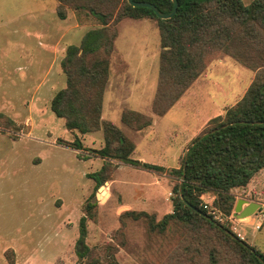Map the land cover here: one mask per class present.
Here are the masks:
<instances>
[{
	"label": "rangeland",
	"instance_id": "obj_1",
	"mask_svg": "<svg viewBox=\"0 0 264 264\" xmlns=\"http://www.w3.org/2000/svg\"><path fill=\"white\" fill-rule=\"evenodd\" d=\"M252 1L243 0L246 5ZM123 2L113 3L119 8ZM58 4L0 0V264H82L76 246L88 200L97 201L86 236L94 261H100L95 264H111L110 247L118 264H177L181 229L171 225L165 234L151 231L147 220L123 213L146 211L159 220L173 211L179 180L170 170L180 167L189 144L215 117L212 109L224 107L225 114L244 96L256 74L254 65L264 64V30L248 16L245 22L256 31L255 38L250 30L241 32L237 23L235 35L240 39L235 38V45L225 48L218 42L207 51L204 72L158 116L152 110L161 54L158 23L130 17L118 23L101 119L115 123L136 143L134 159L166 167L156 172L95 155L91 149L105 145L104 128L87 133L68 129L51 109L53 96L67 85L61 64L67 46L79 44L83 33L101 26L96 17L73 5L65 6L67 15L61 18ZM124 56L133 57V68L127 67ZM240 80L239 95L227 98ZM165 90L173 92L170 84ZM125 109L150 115L154 123L133 129L122 121ZM77 138L84 149L72 146ZM106 162L104 175L109 179L97 184L89 175ZM233 193L236 202L242 198L260 208L239 218L235 207L230 214L219 209L215 195L213 205L220 215L237 218L214 219L264 251V169Z\"/></svg>",
	"mask_w": 264,
	"mask_h": 264
},
{
	"label": "trees",
	"instance_id": "obj_2",
	"mask_svg": "<svg viewBox=\"0 0 264 264\" xmlns=\"http://www.w3.org/2000/svg\"><path fill=\"white\" fill-rule=\"evenodd\" d=\"M109 1L117 4L120 0H96L97 3L58 0L61 18H66L65 6L73 5L92 14L101 26L86 31L79 44L67 46L61 62L67 85L55 93L51 109L65 120L68 129L87 133L104 128L105 145L91 149L95 155L119 159L146 170L165 171L164 165L134 159L136 143L115 123L101 119L111 55L119 34L118 23L127 17L152 18L158 23L161 54L152 110L155 115L163 116L207 68L206 52H211L218 42L230 48L237 42L235 38L240 39L235 35L237 23L241 32L250 30L245 22L249 16L264 30V0H253L249 5L243 0H178L176 14L168 19L159 18L150 7L133 6L128 0H124L119 8L114 3L116 7H112ZM137 1H149L165 13L174 8L172 0ZM99 4L102 7L98 9L96 5ZM250 32L256 38V31ZM260 51L264 52V49ZM254 70L255 77L244 96L227 108L225 114L211 118L207 128L189 144L187 149L207 133L189 150L186 166L184 155L180 167L170 170L179 180L174 187L173 211L159 220L146 211L123 213L134 220H147L151 231L165 234L171 225L181 229L183 239L176 255L177 264H264V251L215 220L201 201L204 192H213L215 205L230 214L236 202L233 190L246 187L264 169V64L254 65ZM167 84L173 92H166ZM122 121L133 129L143 130L153 124L154 118L134 109H125ZM72 146L84 149L79 138ZM107 163L89 175L97 184L109 179L104 175ZM96 203V200L87 201L79 221L76 250L82 264L100 262L94 261L93 249L86 243L87 224L93 219ZM124 218L121 217L122 226L125 225ZM114 249L110 247L108 257L111 264H118ZM197 256L201 257L196 259Z\"/></svg>",
	"mask_w": 264,
	"mask_h": 264
},
{
	"label": "water",
	"instance_id": "obj_3",
	"mask_svg": "<svg viewBox=\"0 0 264 264\" xmlns=\"http://www.w3.org/2000/svg\"><path fill=\"white\" fill-rule=\"evenodd\" d=\"M128 1L131 5L136 6V7H150V8H152L155 11V13L157 14V16L159 18H162V19H168V18L173 17L176 14V12L178 10V6H179L178 0H172L173 4H174L173 10L169 13H165V12L161 11L155 4H153L149 1H137V0H128ZM213 131H215V130H213ZM213 131H210V132H213ZM206 134L207 133H204L200 137H198L191 144V146L187 149L186 154H185V166H186V160L188 157L189 150L191 149V147L193 145H195ZM183 180H184V174L182 176L181 182H183ZM244 204H247V205L245 207H243ZM259 208H260L259 203L253 202V201L248 202L246 199H242V198L238 199L236 202V205H235V211H236L237 216L239 218H243V217H246L248 215H251V214L255 213Z\"/></svg>",
	"mask_w": 264,
	"mask_h": 264
},
{
	"label": "built area",
	"instance_id": "obj_4",
	"mask_svg": "<svg viewBox=\"0 0 264 264\" xmlns=\"http://www.w3.org/2000/svg\"><path fill=\"white\" fill-rule=\"evenodd\" d=\"M215 199V194L213 192H204L201 195L202 205L207 208V211L213 216V218L224 222L227 221H234L237 217L234 214L231 215H220V211L213 205V201Z\"/></svg>",
	"mask_w": 264,
	"mask_h": 264
},
{
	"label": "crops",
	"instance_id": "obj_5",
	"mask_svg": "<svg viewBox=\"0 0 264 264\" xmlns=\"http://www.w3.org/2000/svg\"><path fill=\"white\" fill-rule=\"evenodd\" d=\"M84 34V33H83ZM83 36V35H82ZM124 58H125V62L126 63H128V65H127V67L129 66V68H133V66H132V62H133V60H132V56L131 57H126V56H124ZM250 78H253V76L251 75V77ZM249 78V79H250ZM252 80L250 79L249 80V83H248V85H247V88L249 87V85H250V82H251ZM242 88V83H241V80H240V82H239V86L238 87H235L234 89H233V94H232V92L230 93V94H228L227 93V98H228V96H231L233 99H235V96H237V95H239L238 93L240 92V89ZM226 94V93H225ZM224 97H226V96H224ZM233 104V103H232ZM224 109V107L223 108H218V110H217V108H214V109H212V111H213V114H212V116L211 117H213V116H217V115H220V114H222L223 113V110ZM210 110V109H209ZM208 113H209V111H208ZM207 116V115H206ZM210 117V118H211ZM153 123H154V121H153ZM187 138H189V135L187 134L186 136H185V138H184V141L183 142H181V146H180V148H179V151L181 152V149H182V146L185 144V141L187 140ZM180 154V153H179ZM177 157H179V155L177 156ZM142 161H144V159L142 158ZM176 164V163H175ZM171 167H174V166H171ZM247 204H244L243 205V207H245Z\"/></svg>",
	"mask_w": 264,
	"mask_h": 264
},
{
	"label": "bare ground",
	"instance_id": "obj_6",
	"mask_svg": "<svg viewBox=\"0 0 264 264\" xmlns=\"http://www.w3.org/2000/svg\"><path fill=\"white\" fill-rule=\"evenodd\" d=\"M105 193H106V192H105ZM105 193H104V194H105ZM104 194H103V195H104ZM100 197L103 199L102 195H100Z\"/></svg>",
	"mask_w": 264,
	"mask_h": 264
}]
</instances>
